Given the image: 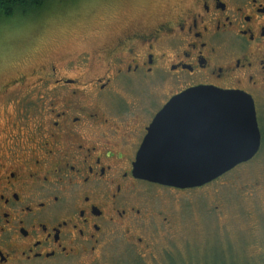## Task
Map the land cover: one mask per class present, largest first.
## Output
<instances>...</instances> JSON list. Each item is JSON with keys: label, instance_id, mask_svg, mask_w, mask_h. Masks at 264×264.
<instances>
[{"label": "flooded vegetation", "instance_id": "af4514ba", "mask_svg": "<svg viewBox=\"0 0 264 264\" xmlns=\"http://www.w3.org/2000/svg\"><path fill=\"white\" fill-rule=\"evenodd\" d=\"M161 1L143 3L141 12L162 7L151 23H118L99 50L68 59L78 72L53 65L50 78L0 88V264L94 252L117 234L138 255L153 248L140 232V193L168 201V192L202 188L237 167L185 188L134 173L154 117L185 90L246 94L262 149L264 0H173L168 9ZM153 211L172 228L168 204Z\"/></svg>", "mask_w": 264, "mask_h": 264}, {"label": "rangeland", "instance_id": "374dc122", "mask_svg": "<svg viewBox=\"0 0 264 264\" xmlns=\"http://www.w3.org/2000/svg\"><path fill=\"white\" fill-rule=\"evenodd\" d=\"M145 1L52 0L38 14L1 23L0 88L11 78L35 83L41 72L50 78L53 65L78 72L77 60L66 61L99 50L107 41L106 31L118 23H151L162 7L153 3L141 12ZM172 1L161 4L168 9ZM137 11L143 14L140 20ZM259 152L207 186L168 192L170 202L153 195L155 190L140 193L146 210L140 232L153 245L143 256L134 251L133 241L117 234L94 252L62 254L50 261L19 259L16 264H264V144ZM166 204L175 212L171 229L153 215V209Z\"/></svg>", "mask_w": 264, "mask_h": 264}, {"label": "water", "instance_id": "95a60500", "mask_svg": "<svg viewBox=\"0 0 264 264\" xmlns=\"http://www.w3.org/2000/svg\"><path fill=\"white\" fill-rule=\"evenodd\" d=\"M260 145L255 106L246 94L190 88L154 117L134 173L182 188L201 186L253 158Z\"/></svg>", "mask_w": 264, "mask_h": 264}, {"label": "trees", "instance_id": "16d2710c", "mask_svg": "<svg viewBox=\"0 0 264 264\" xmlns=\"http://www.w3.org/2000/svg\"><path fill=\"white\" fill-rule=\"evenodd\" d=\"M52 0H0V24L16 15H35L48 8Z\"/></svg>", "mask_w": 264, "mask_h": 264}]
</instances>
